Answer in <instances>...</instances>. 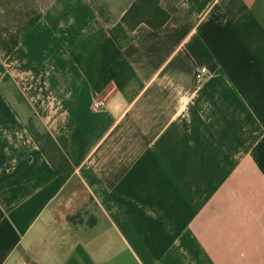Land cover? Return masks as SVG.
<instances>
[{
    "label": "crops",
    "instance_id": "obj_1",
    "mask_svg": "<svg viewBox=\"0 0 264 264\" xmlns=\"http://www.w3.org/2000/svg\"><path fill=\"white\" fill-rule=\"evenodd\" d=\"M132 1L0 0V264H264V0Z\"/></svg>",
    "mask_w": 264,
    "mask_h": 264
},
{
    "label": "trees",
    "instance_id": "obj_2",
    "mask_svg": "<svg viewBox=\"0 0 264 264\" xmlns=\"http://www.w3.org/2000/svg\"><path fill=\"white\" fill-rule=\"evenodd\" d=\"M168 19L169 14L160 6L159 0H133L120 20L109 29V34L121 47L132 40V31L137 25L145 24L156 30ZM28 130L56 175L65 181L71 175L73 168L56 142L47 132L40 134L33 132L30 128Z\"/></svg>",
    "mask_w": 264,
    "mask_h": 264
},
{
    "label": "built area",
    "instance_id": "obj_3",
    "mask_svg": "<svg viewBox=\"0 0 264 264\" xmlns=\"http://www.w3.org/2000/svg\"><path fill=\"white\" fill-rule=\"evenodd\" d=\"M210 75V71L206 66H200L197 67L194 73V82L195 84H200L202 83L208 76ZM103 104L100 101H97L93 104L94 108H99Z\"/></svg>",
    "mask_w": 264,
    "mask_h": 264
},
{
    "label": "rangeland",
    "instance_id": "obj_4",
    "mask_svg": "<svg viewBox=\"0 0 264 264\" xmlns=\"http://www.w3.org/2000/svg\"><path fill=\"white\" fill-rule=\"evenodd\" d=\"M14 95H15L16 98L18 97V95L16 93H14ZM17 99H19V98H17ZM27 126L35 133H40V134L43 133V132L40 131L39 127L33 125V123H31V122H28Z\"/></svg>",
    "mask_w": 264,
    "mask_h": 264
}]
</instances>
